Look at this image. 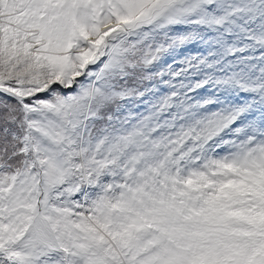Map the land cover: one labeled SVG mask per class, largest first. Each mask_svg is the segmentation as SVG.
I'll return each instance as SVG.
<instances>
[{
    "label": "snow or ice",
    "instance_id": "1",
    "mask_svg": "<svg viewBox=\"0 0 264 264\" xmlns=\"http://www.w3.org/2000/svg\"><path fill=\"white\" fill-rule=\"evenodd\" d=\"M0 264H264V0H0Z\"/></svg>",
    "mask_w": 264,
    "mask_h": 264
}]
</instances>
